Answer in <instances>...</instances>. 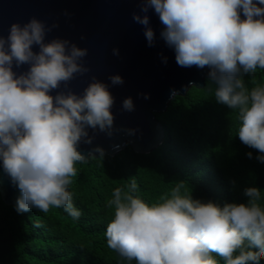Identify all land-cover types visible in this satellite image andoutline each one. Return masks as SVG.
Returning a JSON list of instances; mask_svg holds the SVG:
<instances>
[{"label": "clouds", "instance_id": "1", "mask_svg": "<svg viewBox=\"0 0 264 264\" xmlns=\"http://www.w3.org/2000/svg\"><path fill=\"white\" fill-rule=\"evenodd\" d=\"M258 5L264 0H145L142 11L153 8L158 14L165 26L161 37L174 49L179 66L210 69L216 101L235 111L239 139L264 162V81L252 76L249 88L241 76L264 69V7ZM133 18L145 26L151 45L148 16ZM44 38L45 27L35 18L23 26L12 24L8 37H0V160L20 190L18 213L63 208L76 220L81 212L68 189L77 175L75 165L87 160L77 145L89 127L111 135L113 98L95 80L82 96L49 95L62 81L87 71L78 63L87 50L68 47V41L45 43ZM13 62L30 68L17 76ZM110 79L114 85L123 83L118 75ZM123 107L133 110L131 98ZM95 151L103 157V149ZM137 187L132 178L105 203L112 212L104 233L107 247L121 257L137 264H218L213 253L224 264H260L264 259L259 188L245 189L247 203L221 207L193 199L184 182H175L152 202L136 195Z\"/></svg>", "mask_w": 264, "mask_h": 264}, {"label": "trees", "instance_id": "2", "mask_svg": "<svg viewBox=\"0 0 264 264\" xmlns=\"http://www.w3.org/2000/svg\"><path fill=\"white\" fill-rule=\"evenodd\" d=\"M241 76L251 88L252 76L264 81V69ZM214 91L215 84L206 78L204 87L192 86L174 96L167 109L156 114L164 137L151 152L137 153L126 145L113 156L77 163L68 190L81 212L79 219L63 208L18 213L16 203L7 205L0 196V264H137L109 249L104 235L112 215L106 200L132 178L138 185L136 195L146 202L166 194L175 182H184L192 198L204 203H247L244 192L249 187L261 190L264 203V162L257 159L261 154L241 142L235 111L218 103Z\"/></svg>", "mask_w": 264, "mask_h": 264}, {"label": "water", "instance_id": "3", "mask_svg": "<svg viewBox=\"0 0 264 264\" xmlns=\"http://www.w3.org/2000/svg\"><path fill=\"white\" fill-rule=\"evenodd\" d=\"M144 3L145 0H0V37H8L12 24L23 26L35 18L45 27V43L68 41V47L75 44L87 50L78 61L87 71L62 81L49 95L71 92L82 96L94 80L107 86L113 98L111 135L98 127L86 129L88 136L81 138L77 149L87 160L100 156L95 151L97 147L109 156L126 145L141 154L157 148L164 130L156 114L164 112L174 96L184 95L192 86L204 87L209 78L207 66L201 69L177 64L174 49L161 37L165 26L153 8L142 11ZM134 14L148 16V27L154 32L151 45L145 26L134 20ZM240 16L245 18L242 11ZM32 50L38 53L40 49L34 44ZM29 68V64L17 66L15 62L12 66L17 76ZM117 75L123 83L114 85L110 77ZM127 98L133 102L131 111L123 107ZM89 138L90 143L86 142ZM0 196L7 205L15 204L20 196L19 188L4 172L2 160Z\"/></svg>", "mask_w": 264, "mask_h": 264}]
</instances>
